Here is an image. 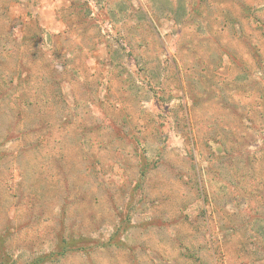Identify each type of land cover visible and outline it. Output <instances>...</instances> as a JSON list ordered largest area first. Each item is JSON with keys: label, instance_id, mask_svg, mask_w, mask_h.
<instances>
[{"label": "rangeland", "instance_id": "374dc122", "mask_svg": "<svg viewBox=\"0 0 264 264\" xmlns=\"http://www.w3.org/2000/svg\"><path fill=\"white\" fill-rule=\"evenodd\" d=\"M62 238L264 264V0H0V264Z\"/></svg>", "mask_w": 264, "mask_h": 264}, {"label": "trees", "instance_id": "16d2710c", "mask_svg": "<svg viewBox=\"0 0 264 264\" xmlns=\"http://www.w3.org/2000/svg\"><path fill=\"white\" fill-rule=\"evenodd\" d=\"M145 173H143L144 175ZM81 249L77 244L75 239L64 240L63 238L59 243H57L55 249L50 251L47 254H41L36 256L29 262V264H45L46 262L57 261L60 257L65 255L66 252L70 250H79ZM6 257V252H1L0 259L3 260V257Z\"/></svg>", "mask_w": 264, "mask_h": 264}]
</instances>
